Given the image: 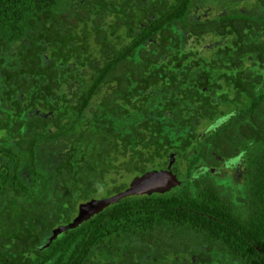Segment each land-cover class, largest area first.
Returning <instances> with one entry per match:
<instances>
[{"label": "trees", "instance_id": "trees-1", "mask_svg": "<svg viewBox=\"0 0 264 264\" xmlns=\"http://www.w3.org/2000/svg\"><path fill=\"white\" fill-rule=\"evenodd\" d=\"M0 264H264V0H0Z\"/></svg>", "mask_w": 264, "mask_h": 264}, {"label": "water", "instance_id": "water-1", "mask_svg": "<svg viewBox=\"0 0 264 264\" xmlns=\"http://www.w3.org/2000/svg\"><path fill=\"white\" fill-rule=\"evenodd\" d=\"M173 162V155L170 153L165 168L159 170H148L140 175L134 176L127 183V186L107 197L90 198L77 204L76 213L72 219L63 225H57L51 230L49 239L54 238L64 230L74 228L82 221H85L103 207L116 202L122 197L129 195H143L153 192H165L178 184V180L171 172L170 167Z\"/></svg>", "mask_w": 264, "mask_h": 264}, {"label": "rangeland", "instance_id": "rangeland-1", "mask_svg": "<svg viewBox=\"0 0 264 264\" xmlns=\"http://www.w3.org/2000/svg\"><path fill=\"white\" fill-rule=\"evenodd\" d=\"M180 167L183 165V163H180L179 164ZM217 169V172L215 173V179L218 180H224L225 177L227 176V171H225L226 168H223V166H220V168H216ZM213 172V171H212ZM222 172H227L226 174L225 173H222ZM130 181V179L128 180V182Z\"/></svg>", "mask_w": 264, "mask_h": 264}, {"label": "clouds", "instance_id": "clouds-1", "mask_svg": "<svg viewBox=\"0 0 264 264\" xmlns=\"http://www.w3.org/2000/svg\"><path fill=\"white\" fill-rule=\"evenodd\" d=\"M242 155H243V154H241L240 156H238V157L236 158L235 164H236L237 167H239V164H240V162H241V160H242Z\"/></svg>", "mask_w": 264, "mask_h": 264}]
</instances>
